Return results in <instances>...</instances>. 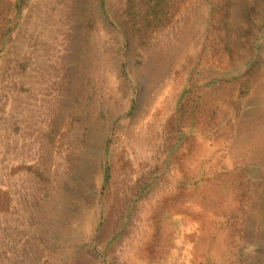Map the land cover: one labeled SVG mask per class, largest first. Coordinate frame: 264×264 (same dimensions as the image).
<instances>
[{"label":"rangeland","instance_id":"374dc122","mask_svg":"<svg viewBox=\"0 0 264 264\" xmlns=\"http://www.w3.org/2000/svg\"><path fill=\"white\" fill-rule=\"evenodd\" d=\"M263 143L264 0H0V264H264Z\"/></svg>","mask_w":264,"mask_h":264},{"label":"bare ground","instance_id":"6f19581e","mask_svg":"<svg viewBox=\"0 0 264 264\" xmlns=\"http://www.w3.org/2000/svg\"><path fill=\"white\" fill-rule=\"evenodd\" d=\"M163 53V52H162ZM161 57H162V55H161ZM160 57V58H161ZM156 61V60H155ZM158 61V60H157ZM153 63V62H152ZM155 64V63H154ZM153 66V65H152ZM154 70H155V68H154ZM156 71V70H155ZM152 73V72H151ZM154 74V73H153ZM147 75V74H146ZM150 75V74H149ZM152 75V74H151ZM150 75V76H151ZM146 80V79H145ZM156 80V75H153V76H151V77H149V81H150V83L148 84V85H146L145 87H147V91H149L148 89L150 88V89H152L153 87H154V85H155V83H154V81ZM146 91V92H147ZM148 96V95H147ZM146 96V97H147ZM31 136V135H30ZM264 144V143H263ZM209 147V146H208ZM201 149L203 150V151H205V154L206 153H208L207 152V146L205 145V144H203L202 146H201ZM213 149V148H212ZM211 151V150H210ZM209 151V152H210ZM144 152V151H143ZM212 152V151H211ZM33 154V153H32ZM207 156V155H206ZM203 158V157H202ZM212 158V157H211ZM205 159V158H204ZM208 159V158H207ZM201 161H202V159L198 162V163H201ZM215 163V161H213V164ZM189 166V165H188ZM214 166V165H213ZM190 167V166H189ZM197 167V166H196ZM210 167V166H209ZM214 168V167H213ZM212 173V172H211ZM189 175V174H188ZM186 176H187V174H186ZM213 176V175H212ZM226 187V186H225ZM228 191V190H227ZM185 193V192H184ZM188 193V192H187ZM124 195V194H123ZM196 203H197V201H195ZM238 202V201H237ZM199 204V203H198ZM238 204V203H237ZM195 206V204L194 205H192L191 206V208L192 207H194ZM199 206H201L200 204L199 205H196L193 209H196L197 207H199ZM173 207V206H172ZM171 210V209H170ZM184 210V209H183ZM182 210V211H183ZM218 210V209H217ZM177 211V210H176ZM184 212V211H183ZM171 213V212H170ZM172 213H174V211L172 212ZM202 213V212H201ZM175 214V213H174ZM187 214V213H186ZM188 217V216H187ZM191 217V216H190ZM187 219V218H186ZM189 219V218H188ZM3 220V219H2ZM150 220V219H149ZM185 220V219H184ZM148 221V220H147ZM151 221V220H150ZM205 221V220H204ZM149 222V221H148ZM201 222H203V221H201ZM153 223V222H152ZM187 223V226H189V228H187L186 227V229H185V231L186 232H191V230H193V231H195L196 230V223H193V222H191L190 221V219H189V222H186ZM147 225H148V223L147 222H145L144 223V236L145 235H147V237H148V234H150L149 233V229L147 228ZM184 226H186V225H184ZM183 226V227H184ZM152 227V226H151ZM163 228V227H162ZM162 228H160L161 230H162ZM165 228V227H164ZM163 228V230H165ZM166 228H167V226H166ZM182 229V228H181ZM220 229V228H219ZM167 231V233L170 231V230H166ZM192 231V232H193ZM218 231H220V230H218ZM172 232H174V231H172ZM185 232V233H186ZM161 233H163V232H161ZM169 233H171V232H169ZM188 233V234H189ZM224 233V232H223ZM223 233H222V235H223ZM158 234H160V233H158ZM195 234V233H194ZM210 232H209V230L207 231V234H205V236H203V238H204V240H202L201 241V244H202V246L200 247V250H208L209 251V248L211 247L212 248V251L211 252H213V253H217V251L215 250V249H217L218 247H219V245H222V244H220V239H217V240H215V239H211L212 237H209L210 235ZM169 235V234H168ZM181 235H182V233H181ZM221 235V234H220ZM176 236V235H175ZM174 236V237H175ZM159 237V236H158ZM184 237V235H182V236H179L178 237V240L176 239V245H178L179 243H180V241L181 242H184V243H186V245H185V249H183V252H184V255H186V256H188L187 254H188V248L189 247H191L190 245H189V241L188 240H186V239H184L183 238ZM186 237V236H185ZM167 238V237H166ZM145 239V238H144ZM144 239H143V241H144ZM149 239V238H148ZM147 239V240H148ZM175 239V238H174ZM141 240V239H140ZM140 240H139V242H140ZM138 242V240H133L132 241V243H131V245H130V247H129V252L131 253V255L129 256V258L130 259H132L133 257H132V255L135 253H138L137 251L139 250V249H141L140 247H139V245H140V243ZM142 242V241H141ZM146 242V241H145ZM151 242V241H150ZM145 244V243H144ZM181 244V243H180ZM183 244V243H182ZM191 244V243H190ZM127 245V244H126ZM224 245V244H223ZM146 246H147V244H146ZM146 246H144V247H146ZM150 246V245H149ZM183 248V247H182ZM227 248V247H226ZM148 249V248H147ZM144 252V251H143ZM147 253H148V251H146ZM226 252V251H225ZM212 253V255H215V254H213ZM224 254V253H223ZM203 255V254H202ZM134 256V255H133ZM141 256H143V255H141ZM147 256V255H146ZM189 257V256H188ZM214 257V256H213ZM136 258V256H134V259ZM215 258V257H214ZM137 259V258H136ZM149 259V258H148ZM183 259V258H182ZM186 259H189V258H186ZM133 261V260H132ZM182 262H183V260H181ZM135 262V261H134ZM136 262H137V260H136ZM185 262V261H184ZM138 263V262H137ZM190 263V262H189Z\"/></svg>","mask_w":264,"mask_h":264}]
</instances>
